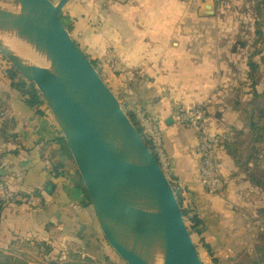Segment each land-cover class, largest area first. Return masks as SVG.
<instances>
[{"label": "crops", "instance_id": "obj_1", "mask_svg": "<svg viewBox=\"0 0 264 264\" xmlns=\"http://www.w3.org/2000/svg\"><path fill=\"white\" fill-rule=\"evenodd\" d=\"M84 1L89 6L84 5ZM90 2L70 0L66 5L72 21L71 37L82 52L89 59L103 58L110 64L115 52L112 46H118L125 65H147L152 58L143 56L137 42L118 45L123 40L121 35L126 34L114 25L113 20L104 17L102 31L99 30ZM128 30L134 33L132 27ZM157 50L152 52L156 55ZM134 53L136 57H133ZM0 58V177L11 189L24 195L22 202L9 204L1 211L0 249L15 237L45 243L60 241L63 215L72 212L68 209L73 199L67 195L69 190L73 192L76 210L74 221L70 219L69 224L74 226V237H77L84 227L75 213L79 214L85 208H81V192L72 183L76 181L77 170L71 155L67 148L64 150L63 145H66L61 141V133L46 105L30 108L24 103L4 77L8 67L1 54ZM118 64L124 66L120 58ZM140 77L141 71H136V77H132L129 69L121 74V79L126 82L125 97L130 105L139 104L162 130L165 173L174 183L182 206H190L202 223L200 234L194 233L193 238L197 241L198 253L204 254L208 264H261L259 253H264V161L251 169L249 163L243 169V162L239 164L240 157H233L221 145L214 165L223 180V190L208 194L200 179L197 131L180 123L173 110L174 103L186 109L202 102V98L212 97L206 96L205 90L213 77L202 86L195 77L189 80L182 74H172L170 79L156 76L154 81ZM226 118L221 110L209 108L206 115L209 131L220 132L226 126ZM237 153L241 155V149ZM51 158L64 166L59 177H54L50 171L48 160ZM48 183L52 185L48 186ZM237 257L240 259L236 262Z\"/></svg>", "mask_w": 264, "mask_h": 264}, {"label": "water", "instance_id": "obj_2", "mask_svg": "<svg viewBox=\"0 0 264 264\" xmlns=\"http://www.w3.org/2000/svg\"><path fill=\"white\" fill-rule=\"evenodd\" d=\"M68 1L0 0V54L45 101L112 250L126 264H203L174 184L61 23Z\"/></svg>", "mask_w": 264, "mask_h": 264}, {"label": "rangeland", "instance_id": "obj_3", "mask_svg": "<svg viewBox=\"0 0 264 264\" xmlns=\"http://www.w3.org/2000/svg\"><path fill=\"white\" fill-rule=\"evenodd\" d=\"M90 1L99 30L102 31L104 17L113 20L114 25L126 34L121 35L123 40L119 46L137 42V47H142L140 52L143 56L152 58L142 67L125 65L123 53L118 46H112V51H115L113 63L108 64L107 59L103 58L90 59L132 120L137 122L133 113L140 105H130L125 97L126 82L121 79L124 71L129 69L132 77H136V71H141L140 78H151L152 81L156 76L170 79L172 74H182L188 79L195 77L199 80V86L211 82L205 92L206 96L212 97L202 98L207 100L205 116L207 110L212 108L221 110V114L227 117L226 126L220 132H215L225 135L222 145L230 143L229 151L233 157H240L239 164L243 162V169L249 163L251 169L264 161V135L259 142H254L248 127L249 115L253 109L257 113V106L263 104V98L256 94L264 92V5L256 10L261 0ZM83 4L89 6L87 1ZM202 5H206V13H200ZM61 15L65 17L68 14L63 11ZM66 21L72 22L70 18ZM130 27L134 33L128 30ZM155 48H158L156 55L152 52ZM133 57H136V53ZM119 58L124 66L118 64ZM248 63H254L256 67L251 68ZM5 64L11 66L8 61ZM197 69L199 72H196ZM211 76L213 79L206 82ZM165 94L168 96L166 91ZM206 127L209 129L207 123ZM63 148L66 149L64 145ZM225 149L228 150L226 146ZM239 149L241 155L237 153ZM75 173L77 178L72 181L73 185L81 181L77 171ZM260 186L263 187L262 182ZM78 191L83 197L81 208H85L79 214L75 213L84 227L80 235L74 237V226L69 224L70 219L74 221L76 211L73 192L69 190L67 195L73 199L68 209L72 212L63 215V238L56 243H45L15 237L0 249V264H126L104 239L85 189ZM20 199L16 203L22 202L24 195H20ZM186 225L189 226V223L186 222ZM203 255L199 253L203 264H208Z\"/></svg>", "mask_w": 264, "mask_h": 264}, {"label": "built area", "instance_id": "obj_4", "mask_svg": "<svg viewBox=\"0 0 264 264\" xmlns=\"http://www.w3.org/2000/svg\"><path fill=\"white\" fill-rule=\"evenodd\" d=\"M207 100H203L198 105L190 108H182L174 103L173 110L180 123L189 125L196 129L198 134V153L200 156V179L204 190L208 194L220 193L223 190V180L217 174L214 159L218 148L226 139L223 134L212 133L206 127L205 109ZM205 108V109H204ZM143 109L138 106L134 111L135 125L140 129L141 135L149 143L148 147L153 152L155 158L164 167L166 157L163 147L162 130L160 126L150 118ZM137 123V124H136ZM20 199V194L10 188L5 180L0 178V202L12 203Z\"/></svg>", "mask_w": 264, "mask_h": 264}, {"label": "trees", "instance_id": "obj_5", "mask_svg": "<svg viewBox=\"0 0 264 264\" xmlns=\"http://www.w3.org/2000/svg\"><path fill=\"white\" fill-rule=\"evenodd\" d=\"M263 5H264V0L259 1V3L256 6V10H260L261 6H263ZM66 19L69 20V15H66L65 17L60 15L61 23L67 29H71V24L67 23ZM91 62L93 64V61H91ZM248 65L251 68H255L256 67V64H254V63H248ZM4 77L9 82V86L14 91H16L19 94L20 98L24 101V103L28 107H30V108H33V107L39 108L40 106L45 105L41 95L39 94L38 90L35 88L34 84L32 82L26 80L25 78H23L17 72V70L15 68H13L11 66H8V68L4 71ZM256 94H257V96L263 98V104H260L259 106H257V108H258L257 113L253 109L252 113L249 115V117H248V127L250 128V133L252 135V140L254 142H259L262 139L263 135H264V133H263V130H264V92L263 93H256ZM129 117H130L131 120L133 119V118H131L132 116L129 115ZM132 121L135 123L134 120H132ZM138 131H139V133L141 135V132H140L139 128H138ZM141 137H142L143 141L145 142V144L148 146L149 143L147 142V140L142 135H141ZM61 141H62V139H61ZM62 142L64 143V141H62ZM225 144H224V146H226L227 149L229 150L230 143H227L226 145ZM235 154L236 153L234 152L233 155H235ZM48 164H49V167L51 166L50 171L54 174L53 175L54 177H59L62 174V172L64 171V166L62 165V163L57 162V161H53V158L48 160ZM50 185H52V184L48 183V186H50ZM76 185H77L79 190H81V189L84 190V186H83L82 181L76 183ZM46 191L49 192L50 190L47 189ZM176 195H177V197L179 199V196H178L177 193H176ZM16 202L17 201H14L12 203H16ZM12 203L0 202V214H1V211L3 210V208L6 207L7 204L9 205V204H12ZM180 204L182 206L181 202H180ZM182 212H183V216H184L185 221L189 223L188 227H189L190 233H192V234H194V233L200 234L201 231L199 229V226H201L202 223H201L200 218L193 211V209L190 206H186V207L182 206ZM205 246H206V248L209 251H211L210 247H208L207 245H205Z\"/></svg>", "mask_w": 264, "mask_h": 264}, {"label": "flooded vegetation", "instance_id": "obj_6", "mask_svg": "<svg viewBox=\"0 0 264 264\" xmlns=\"http://www.w3.org/2000/svg\"><path fill=\"white\" fill-rule=\"evenodd\" d=\"M260 255H259V259H260V263L261 264H264V253H259Z\"/></svg>", "mask_w": 264, "mask_h": 264}]
</instances>
